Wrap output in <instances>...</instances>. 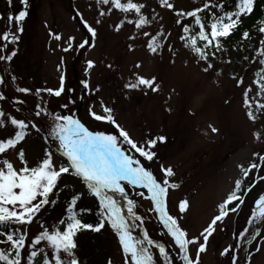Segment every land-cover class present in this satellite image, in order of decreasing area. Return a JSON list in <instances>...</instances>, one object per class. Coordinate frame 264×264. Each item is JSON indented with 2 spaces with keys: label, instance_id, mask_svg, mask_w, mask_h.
I'll return each instance as SVG.
<instances>
[{
  "label": "rangeland",
  "instance_id": "374dc122",
  "mask_svg": "<svg viewBox=\"0 0 264 264\" xmlns=\"http://www.w3.org/2000/svg\"><path fill=\"white\" fill-rule=\"evenodd\" d=\"M4 1L5 6L0 4V36L4 31L19 36L17 25L10 23L7 15L21 10L20 2L19 8L15 6V9L18 8L15 11L12 6L18 0H12L11 5ZM71 1L76 14H80L79 20L82 17L96 29L91 46L77 47L90 34L74 23L66 0H29L31 7L26 9L27 15L22 22L25 34L15 43L0 39V46L6 45L7 52L16 50L11 61H0V74L4 77L3 91L11 93L9 101L5 98L0 100V112L5 114L0 119L15 117L27 121V117L13 103L16 97L22 95L16 89L29 88L32 90L29 94L34 93L35 88L56 89L60 86L59 77L63 73L65 90L60 97L47 95L50 105H54L57 98L65 101L68 94L76 99L79 93L82 99L78 110L89 120L86 122L93 129L102 130L91 119L89 108L97 114H104L102 106H107L132 139L142 142L159 136L166 137L165 142L158 143L153 149L156 153L151 162L153 173L160 177L161 165L172 167L173 175L168 179L170 184L175 183L177 187L168 191L167 210L178 218V223L187 231L189 238L197 236L217 213V204L232 189L235 179L240 178L245 187L246 181L242 179L237 166L246 167L253 153L264 152V109L260 110V117L253 121L247 117L243 104L246 89H250L249 99L256 104H264V94L258 95L259 90L253 82L256 66L244 75L243 66L233 61L232 57H217L212 68L204 71L207 64L201 63L180 39L182 32L176 27L175 12L162 7L158 0H133L144 5L142 13L152 21L142 29L128 23L136 18L134 13H122L116 9L108 12L111 6L97 5L96 0ZM173 4L175 9L189 10L195 2L173 0ZM101 11H104V15H100ZM120 21L123 24L117 30L115 25ZM50 32L59 33L61 41H56L49 35ZM144 32L148 36H144ZM158 33L161 47L156 52H150L147 42ZM69 36L74 37L75 50L65 52L63 41ZM87 60H92L94 66L85 72ZM137 76L154 77V83L159 85L158 91L153 92L143 85L136 89L125 88V84L136 83ZM85 79L89 81L87 90L81 84ZM237 79L243 82L237 84ZM70 81L73 91H68ZM25 97L31 100L30 95ZM209 125L217 131L213 133ZM254 132L260 134L259 139L253 136ZM13 133L14 127L5 119V126L0 127V139ZM39 136L43 143V132L31 130L19 145L25 152L29 166L41 159L45 152L41 151L44 145L39 143ZM7 158L15 167L21 166L16 151L8 150ZM54 158L59 161L56 155ZM66 191L68 188L61 184L59 203L49 207L42 217L45 227L51 226L62 216ZM250 194V201L245 205L248 214L252 211V199L264 194V182L259 181ZM83 199L88 200L86 197ZM136 200L139 202L138 211L145 216L144 229L151 238L166 243L175 257V264H183L180 255L170 247L171 240L162 234L157 218L147 211L151 207L150 202L140 197ZM180 200L187 201L183 212L178 208ZM237 213H230L218 223L206 244V250L200 254L198 264H229L235 246L230 250L231 254L222 256L221 252L226 246L234 245L232 230ZM244 227L245 222L241 221L238 232ZM144 229L134 230L138 234ZM39 230L40 221L29 226L27 243ZM99 232L92 233L91 238L86 240L90 233L87 230L79 233V242L85 241L79 258L81 264H108L109 260L112 264H123L117 237L110 226L105 225ZM261 232L260 236L264 235V224ZM3 245L0 243V248ZM196 247L190 246V255L195 256ZM250 264H264V239L259 240L257 257Z\"/></svg>",
  "mask_w": 264,
  "mask_h": 264
},
{
  "label": "snow or ice",
  "instance_id": "6c2138e0",
  "mask_svg": "<svg viewBox=\"0 0 264 264\" xmlns=\"http://www.w3.org/2000/svg\"><path fill=\"white\" fill-rule=\"evenodd\" d=\"M159 4L165 9L175 12L177 19L175 24L181 26L184 35L180 36L182 41L190 47L191 51L201 61H208L215 57L216 52L223 49L222 41L228 38L233 31L241 24L242 17L250 15L255 8L256 0H234L233 7L226 9L227 0H218L211 3L205 0L202 7L184 11L174 8V4L169 0H158ZM11 5L12 0H7ZM21 4H26L27 0H20ZM97 5H110L107 10L113 9L122 13H134L135 19L128 23L134 24L137 29H142L145 25L151 24L143 13L144 5L133 2V0H96ZM219 10V14L212 12L211 9ZM208 10L210 20L205 22L202 12ZM26 10H19L13 14L9 12L8 21L15 22L17 32H22V22L26 17ZM79 16L80 14L77 13ZM104 15V11L100 12ZM191 18L190 23H184L183 18ZM82 26L90 34L77 47L84 48L91 46V41L96 37V29L81 17ZM100 23V21H96ZM123 21L115 25L118 30ZM198 28L195 35L190 34L193 27ZM262 36L260 40L261 48L259 51V64L264 65V21L258 29ZM56 41H61L59 33H49ZM148 36L147 32L143 33ZM249 31L241 33L242 39L249 38ZM159 33L147 42L150 52H156L161 47V40L158 39ZM0 39L15 43L19 36L11 31H4ZM132 39V37H130ZM74 37L69 36L63 41L66 45L63 51L74 49ZM198 41L203 46H198ZM60 46L59 44L57 45ZM211 49V51H209ZM0 61H11L16 54L13 49L10 53L6 50V45L0 46ZM247 59V58H245ZM88 72L93 68L92 60L85 61ZM212 68L211 63H207L204 71ZM264 68L257 73L260 79L254 81L259 84V94L264 93ZM15 79V77H13ZM60 86L56 89L45 88L36 89V93L41 91L60 97L64 92L65 75L61 73ZM155 78L136 77V83L125 84L127 89H136L143 85L149 87L153 92L158 91L159 85L154 83ZM2 82V81H0ZM242 79H237V84H241ZM84 89H89V81L82 80ZM249 90L244 92L243 104L246 106V115L249 120L255 121L257 118L252 110L249 99ZM21 94H28L32 90L26 87L16 89ZM68 91H73L68 89ZM4 94L0 93V100L4 99ZM23 103V101H21ZM67 109L68 104L61 105ZM32 119H17L6 117L14 133L9 137L0 139V236L4 244L0 248V264H81L76 254V236L81 230H92L99 232L105 225L110 226L118 240V245L122 253L123 264H175V257L166 247L165 243L159 239L151 238L147 229H144L145 216L138 211L139 202L131 198L128 189L135 190L137 197L142 200L147 199L151 207L147 209L158 220L162 228V234L171 240L170 247L175 249L180 255L183 264H198L200 254L206 250V244L210 236L216 230L219 222H222L230 213H236L243 203L242 191L243 182L240 178L235 179L232 189L216 206L217 213L197 236L188 237L187 231L178 223V218L171 215L167 210V194L169 189L176 188L175 183L169 182V177L173 175L171 166L167 168L160 166L161 176L157 177L153 171L145 166V162H152L156 156L153 149L158 143H163L166 137L159 136L138 142L132 139L129 133L121 127L112 115V109L102 106L104 114H97L90 107L89 115L96 121L107 122L115 127L118 134L102 130H92L87 127L74 114L51 113L40 103L34 106ZM264 109V104L257 102L256 112ZM5 114L0 112V117ZM5 119H0V127L5 126ZM43 122V125L41 124ZM211 131L215 133L217 129L209 125ZM46 128L45 135L52 137L58 142L56 155L61 159L57 161L51 151H45L43 157L34 165L29 166L25 159V152L19 145L26 139L31 130L41 132ZM259 133L254 132L253 136L259 139ZM16 151L17 158L21 164L19 168L7 158L8 150ZM253 156L260 161H264V155L253 153ZM243 177H248L250 172L256 168L264 167V164L255 162L249 163L246 167L237 166ZM70 176L82 182L83 188L74 191L66 198V205L63 207L62 216L51 226L45 227L42 217L49 207H54L59 203L61 195L60 181L65 176ZM264 182V177L257 176L252 181ZM67 188V185H64ZM86 195L91 196L97 202L98 222L95 224L85 223L81 219V214L90 212L89 208L79 207V201ZM122 198L123 204L116 196ZM187 201L180 200L178 208L180 212L185 211ZM234 204V206H233ZM256 207L248 217L251 224L254 219H264V194H260L255 201ZM126 209V213H125ZM40 221V230L30 238L27 243L28 228L32 223ZM144 229L137 236L134 229ZM259 231V230H257ZM249 232L244 228L239 232V237H245ZM264 239V235H261ZM42 245V246H41ZM197 245L195 256L190 255L189 248ZM235 246L239 248L240 243L226 246L221 255L231 254L230 250ZM108 264H112L109 260ZM231 264H239L237 255L231 254Z\"/></svg>",
  "mask_w": 264,
  "mask_h": 264
},
{
  "label": "trees",
  "instance_id": "16d2710c",
  "mask_svg": "<svg viewBox=\"0 0 264 264\" xmlns=\"http://www.w3.org/2000/svg\"><path fill=\"white\" fill-rule=\"evenodd\" d=\"M170 1L171 0H169V2ZM198 1L200 2L198 3L196 7H202L205 0H198ZM216 2H218V0H211V3H216ZM233 4H234V0H227L226 9H231L233 7ZM211 11L219 14L218 9L212 8ZM71 12L74 15L75 19L77 20L78 18L74 14V10L71 9ZM201 15L205 17V22L207 24V22L210 20L209 11L205 10L204 12L201 13ZM262 21H264V0H256L254 11L250 15L242 17L241 24L233 31V33L228 38L222 41L223 49L220 51H217L215 57L210 58L206 62L213 61L217 55H222V56L235 55L234 61L240 64L247 63L249 65V64H254L256 62H259V58L261 57H259L258 50L261 48L260 40L262 39V36L259 33L258 29L261 26ZM183 22L190 23L191 18L185 17L183 18ZM197 30L198 28L194 26L190 34L195 35V31ZM244 30L249 31L250 33L249 38L247 39L241 38V33ZM198 46L202 47L203 44L198 41ZM209 51H211V49ZM262 68H264V65H261L259 67V69L257 70V73H259ZM257 73L255 75V81L260 79V76H258ZM257 85L259 87V84Z\"/></svg>",
  "mask_w": 264,
  "mask_h": 264
}]
</instances>
